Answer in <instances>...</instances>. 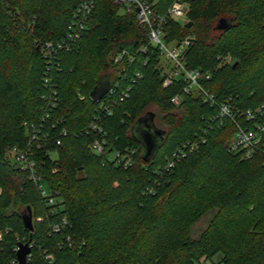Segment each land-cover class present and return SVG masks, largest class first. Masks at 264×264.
I'll use <instances>...</instances> for the list:
<instances>
[{
  "label": "trees",
  "instance_id": "16d2710c",
  "mask_svg": "<svg viewBox=\"0 0 264 264\" xmlns=\"http://www.w3.org/2000/svg\"><path fill=\"white\" fill-rule=\"evenodd\" d=\"M79 1L0 0V264H16L17 241L32 243L25 264H43V254L53 264H264V153L245 158L227 150L235 130L227 118L201 133L216 104L181 93V79L161 85L156 49L138 50L146 29L133 11L93 0L80 38L57 55V70L51 66L56 104L40 122L48 64L40 48L62 37ZM147 1L157 12L170 2ZM184 1L185 20L168 19L164 40H188L184 66L206 73L200 86L217 104H229L238 125L250 127L241 112L264 107V0ZM219 18L230 25L216 30ZM102 81L131 85L124 100L115 92L106 100L110 113L97 120L105 152L133 150L125 166L92 153L93 133L83 132L99 112L88 94ZM176 93L174 105L169 98ZM150 109L164 133L144 161L130 130ZM22 122H40L49 137L28 143ZM197 136L203 139L194 150L164 167L172 150ZM27 144L54 204L38 196L27 171L6 154ZM26 206L40 218L30 231L20 218ZM62 217L66 225L48 233L47 225Z\"/></svg>",
  "mask_w": 264,
  "mask_h": 264
},
{
  "label": "built area",
  "instance_id": "2783aa9c",
  "mask_svg": "<svg viewBox=\"0 0 264 264\" xmlns=\"http://www.w3.org/2000/svg\"><path fill=\"white\" fill-rule=\"evenodd\" d=\"M120 9L124 11H133L136 21L143 26L146 37V45H141L138 50L145 52L156 49L158 54V64L161 72L163 73V79L161 85L163 87L168 86L176 79H181L184 85L181 88V93L192 92L194 95H200L203 101H209L211 104H216L217 113L208 117L205 127L201 128V133L206 128L216 127L222 123L224 118L233 121L235 130L232 136L226 140L225 146L227 150L238 152L242 157L248 158L257 151L264 153V107L258 105L254 108H246L241 112L243 118L246 121H250L252 125L250 127H243L236 123L234 118V112L227 103L217 104L210 93L204 90L199 81L202 78H207L206 73H202L197 69H188L184 66L181 56L188 44L186 38L176 41H165L163 38V28L168 19H175L183 17L186 12V3L184 0H170L166 8L162 12H157L152 2L147 0H112ZM93 8V0H80L71 12L70 19L68 21L66 30L62 37L56 41H45L42 43L40 51L43 59L47 64L46 71L42 78V86L45 87L46 92L41 95L44 101V109L40 122L48 118L52 109L56 104V91L54 87V77L51 74V66L54 65L56 69L57 55L60 52L67 51L70 47L80 38L85 26L86 21ZM168 42H171L168 45ZM149 46V48H148ZM151 48V49H150ZM124 50L117 55L116 59L121 57ZM138 73L134 72L133 77H138ZM121 80V78H120ZM119 80V81H120ZM133 79H130L132 81ZM119 81H115L109 85L105 94L96 101L98 103V114H94L93 118L83 128L84 133L92 132L93 137L90 140L88 146L92 153L103 154L106 153L107 159L117 164L125 166L131 162V155L133 150H127L120 152L118 150H111L105 152L107 147V141L105 138L104 129L97 123L99 116L107 115L110 113V106L106 104V100L114 94L118 101L124 100L128 96L130 84H126L123 87L117 89L120 85ZM117 89V90H116ZM181 93H176L169 98V102L177 104ZM81 99L82 95H78ZM39 123H26L22 122L27 134L28 143L30 141L37 142L38 139H47L48 132H43ZM49 127H53V124H49ZM65 130H60L59 134L64 135ZM201 136H197L195 140H186L181 143L180 146L172 150L166 159L165 168L171 167L173 162L184 157L185 153L194 150L198 142L202 141ZM58 138L54 139V144H58ZM8 158L14 160L20 169L27 171V178L33 183L35 190L39 197L45 200V203L50 205L55 203V197L51 195L48 190L43 186L40 175L35 170V162L32 159L31 148L28 144L24 147L10 146L6 150ZM40 220V218H39ZM66 225V220L62 217L59 221L49 223L47 225L48 233H56ZM28 243V242H27ZM31 247L32 243H28ZM16 250V245L12 248ZM29 254L26 257H29ZM43 264H53L52 257L49 254H43ZM16 263V260H14ZM13 263V260L11 261ZM203 264V263H200Z\"/></svg>",
  "mask_w": 264,
  "mask_h": 264
},
{
  "label": "water",
  "instance_id": "95a60500",
  "mask_svg": "<svg viewBox=\"0 0 264 264\" xmlns=\"http://www.w3.org/2000/svg\"><path fill=\"white\" fill-rule=\"evenodd\" d=\"M230 25V19L219 18L214 28L216 30H223ZM185 27L190 26V22L184 24ZM109 87L108 82L102 81L99 85L89 92V97L92 101H98L107 91ZM153 115L151 112H145L139 116L133 123L130 133L142 147V159L146 161L155 151L163 136V130L158 129L153 125ZM23 228L27 230L32 229L31 213L28 206L25 211L20 215ZM30 252V246L26 241H17L16 250L14 252L16 264H25L26 257Z\"/></svg>",
  "mask_w": 264,
  "mask_h": 264
},
{
  "label": "rangeland",
  "instance_id": "374dc122",
  "mask_svg": "<svg viewBox=\"0 0 264 264\" xmlns=\"http://www.w3.org/2000/svg\"><path fill=\"white\" fill-rule=\"evenodd\" d=\"M118 13H122V11L121 10H118ZM177 20L179 21V22H183L184 20H185V15L183 16V17H179V18H177ZM171 44V42H168V45H170ZM153 109H150L148 112H151L152 113V115H153V118H152V122H153V125L155 126V127H157L158 129H161V127H159V125H158V120L156 119V117L154 116V114H153ZM32 214V213H31ZM33 216H31V221L33 220ZM36 221H39V217H35L34 218ZM205 219H202V220H200V221H198L197 222V225H196V227H202L203 226V224L205 223ZM206 264V263H205Z\"/></svg>",
  "mask_w": 264,
  "mask_h": 264
}]
</instances>
